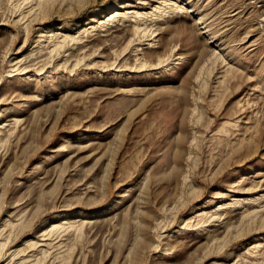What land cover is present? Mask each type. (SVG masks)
<instances>
[{"label":"rangeland","instance_id":"374dc122","mask_svg":"<svg viewBox=\"0 0 264 264\" xmlns=\"http://www.w3.org/2000/svg\"><path fill=\"white\" fill-rule=\"evenodd\" d=\"M0 264H264V0H0Z\"/></svg>","mask_w":264,"mask_h":264}]
</instances>
